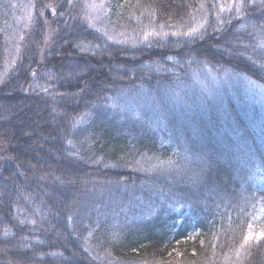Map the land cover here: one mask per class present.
Segmentation results:
<instances>
[{
    "label": "trees",
    "instance_id": "trees-1",
    "mask_svg": "<svg viewBox=\"0 0 264 264\" xmlns=\"http://www.w3.org/2000/svg\"><path fill=\"white\" fill-rule=\"evenodd\" d=\"M108 4L104 33L84 0H0V264H264L263 126L169 104L264 88V0Z\"/></svg>",
    "mask_w": 264,
    "mask_h": 264
},
{
    "label": "rangeland",
    "instance_id": "rangeland-1",
    "mask_svg": "<svg viewBox=\"0 0 264 264\" xmlns=\"http://www.w3.org/2000/svg\"><path fill=\"white\" fill-rule=\"evenodd\" d=\"M4 1L9 2L12 7L16 9H21L27 0ZM84 1L90 25L99 32L107 33V17L110 12L109 0ZM22 19L24 24L21 23L18 18L17 24L15 25V27L20 28V30L18 29L16 32L18 38L23 36L27 28V17H22ZM140 34L143 40L152 35H156L147 30L140 31ZM118 36L119 40L123 38L120 34ZM125 37L126 36H124V38ZM249 81L251 80L243 79L242 77L219 78L213 75H206L203 77L193 76L192 80L182 86V94L175 93L172 97L171 94L169 95V104L173 106L170 107L173 108L171 114L178 117L183 122H187V124L192 121V116H195L197 119L203 120L204 126L211 127V124L214 122L222 123V118L227 116L230 111H240L253 119L259 129H261L262 126L264 129V88L255 82L254 84H250ZM168 92L170 91L168 90ZM182 98L189 100V103H191L193 107L177 109L179 102H181L180 99ZM140 103V101L137 102V104ZM137 104L136 109L138 108ZM143 110H146V108H143ZM140 111L141 110H138L137 112ZM2 152L0 148V161L3 160Z\"/></svg>",
    "mask_w": 264,
    "mask_h": 264
},
{
    "label": "snow or ice",
    "instance_id": "snow-or-ice-1",
    "mask_svg": "<svg viewBox=\"0 0 264 264\" xmlns=\"http://www.w3.org/2000/svg\"><path fill=\"white\" fill-rule=\"evenodd\" d=\"M261 47H264V45H262ZM261 67H264V65H262ZM245 79H247V78L245 77ZM249 83H250V84H254L253 81H249ZM261 235L264 236V234H261Z\"/></svg>",
    "mask_w": 264,
    "mask_h": 264
}]
</instances>
